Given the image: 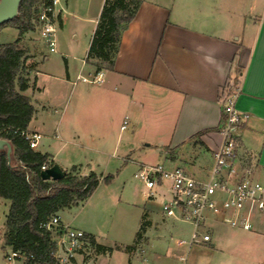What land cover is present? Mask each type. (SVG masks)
<instances>
[{
	"label": "crops",
	"instance_id": "crops-1",
	"mask_svg": "<svg viewBox=\"0 0 264 264\" xmlns=\"http://www.w3.org/2000/svg\"><path fill=\"white\" fill-rule=\"evenodd\" d=\"M104 2L62 0L57 8L60 34L68 31L72 21L75 41L60 47L66 58L61 77L50 78L41 71L45 66L42 59L49 61L45 45L42 52L32 53L21 43L29 83L22 93L35 107L28 133L41 135L35 150L48 153L67 172L77 166L86 175L96 171L83 163L59 161L51 149L55 141L108 142L111 163L112 158H122L137 164L143 163L133 159L141 142L154 147L169 167L178 166L183 150L200 146L211 158L204 172L193 175L205 177L221 142L222 91L233 83L241 89L238 109L251 114L239 129L238 166L264 182V0H142L122 34L114 69L101 70L102 82L92 84L81 81L80 76L98 72L86 63V57ZM51 53H59L58 45ZM151 128L155 129L153 136H141ZM204 130L209 131L192 139ZM159 193L156 199L146 195L144 199L143 215L149 221L144 236L150 244L145 260L264 264V217L258 218L253 230L244 231L210 216L207 231L211 241L189 247L179 241L190 239L192 226L165 217L161 211L165 189ZM154 226L156 235L151 239L148 228ZM77 229L99 241L92 229ZM111 252L99 254V258Z\"/></svg>",
	"mask_w": 264,
	"mask_h": 264
},
{
	"label": "trees",
	"instance_id": "trees-1",
	"mask_svg": "<svg viewBox=\"0 0 264 264\" xmlns=\"http://www.w3.org/2000/svg\"><path fill=\"white\" fill-rule=\"evenodd\" d=\"M42 0H22L18 15L0 26L13 25L18 30L14 42L0 43V138L12 146L11 157L0 150V198L9 201L5 217L4 246L27 256L26 264H54L51 252L54 248L51 234L41 224L62 210L78 206L86 201L113 176H103L94 171L79 175L73 166L61 180H43L42 166L56 162L48 153L32 149L25 137L34 116L35 107L22 92L28 89L25 49L22 37L34 31L37 25L39 5ZM142 0H105L94 31L86 63L96 71L113 70L119 52L123 32L135 18ZM209 130L198 132V139ZM142 225L137 237H141ZM92 247L98 254L113 249L98 243L88 234ZM131 246H126V249Z\"/></svg>",
	"mask_w": 264,
	"mask_h": 264
},
{
	"label": "built area",
	"instance_id": "built-area-1",
	"mask_svg": "<svg viewBox=\"0 0 264 264\" xmlns=\"http://www.w3.org/2000/svg\"><path fill=\"white\" fill-rule=\"evenodd\" d=\"M60 3L61 0H42L38 9L36 29L50 52L57 51V8ZM102 78L103 72L100 71L92 76H80L81 81L92 84L102 82ZM240 92V86L233 83L223 88L221 142L213 152L214 162L205 177L190 174L180 166L169 167L162 162L139 163V169L134 174L144 185L148 199L158 198L161 194L159 190L165 189L161 202V211L165 217L192 226L190 239L180 240L179 244L191 247L210 242L211 234L207 231L210 216L244 231L253 230L258 218L264 217V182L254 179L238 166L239 129L251 117L250 113L237 107ZM126 125L127 121H124L123 128ZM25 137L29 146L36 149L41 135L26 133ZM48 167L44 164L42 171ZM41 227L51 234L54 264H71L80 250L92 246L88 234L64 223L60 213L43 222ZM6 259L9 263L27 262L25 254L12 248L6 253Z\"/></svg>",
	"mask_w": 264,
	"mask_h": 264
},
{
	"label": "rangeland",
	"instance_id": "rangeland-1",
	"mask_svg": "<svg viewBox=\"0 0 264 264\" xmlns=\"http://www.w3.org/2000/svg\"><path fill=\"white\" fill-rule=\"evenodd\" d=\"M61 3L58 7H60ZM72 21H69L68 31L64 35L60 34L61 27L58 25L56 32L57 45L59 53H51L49 50L45 53L49 56V61H44V67H40L43 73H48L50 78L61 77L66 68L65 55L60 52V47L73 44ZM18 37V30L13 25H5L0 28V43L14 42ZM23 46L32 51V53L42 52L45 46L42 43L38 29L27 32L22 37ZM32 49H30L31 47ZM64 53V52H63ZM32 62L31 60L28 61ZM71 64L75 61L70 59ZM155 134V129L151 128L147 132L141 133V136L151 137ZM45 140H41V142ZM51 149L56 158L61 162L73 161L83 163L89 169L95 170L98 174L113 178L109 183H101L94 193L84 202L76 207L66 209L62 212V217L66 222H71L72 227L80 228L83 226L92 229L97 235L98 242L110 247L113 251L99 258V254L92 246L83 248L73 258L71 264H159L157 260L153 261L149 257V247L144 233L141 237H135L139 226L144 225L145 229L149 223L144 214V185L138 181L134 174L139 169V164L129 160L125 163L122 158H112L110 162V148L108 142L85 140H57L53 143ZM138 154L133 157L135 161L146 164L166 163L164 157H160L154 147L148 148L144 144H138ZM41 147V146H40ZM201 147L193 146L185 152L180 153V163L177 165L184 168L190 174L203 171L208 166L211 155L206 151L200 150ZM142 151V152H141ZM119 155L122 156V153ZM173 159H177L173 157ZM240 168V167H239ZM241 169V168H240ZM82 169L77 172L83 175ZM204 172V171H203ZM9 202L0 199V264H23L22 262L9 263L6 259V253L10 247L4 246L5 213L8 212ZM156 228H148V236L153 239L156 235ZM139 232V231H138ZM131 246V249H126ZM145 251L147 252L145 254ZM26 264V263H25Z\"/></svg>",
	"mask_w": 264,
	"mask_h": 264
},
{
	"label": "water",
	"instance_id": "water-1",
	"mask_svg": "<svg viewBox=\"0 0 264 264\" xmlns=\"http://www.w3.org/2000/svg\"><path fill=\"white\" fill-rule=\"evenodd\" d=\"M22 0H0V26L14 19L19 12V7ZM0 150H6L8 157H11L12 146L6 139L0 138ZM67 171L64 167L55 163L41 172L43 180H61L65 177Z\"/></svg>",
	"mask_w": 264,
	"mask_h": 264
}]
</instances>
